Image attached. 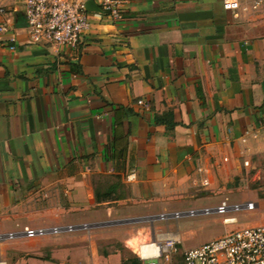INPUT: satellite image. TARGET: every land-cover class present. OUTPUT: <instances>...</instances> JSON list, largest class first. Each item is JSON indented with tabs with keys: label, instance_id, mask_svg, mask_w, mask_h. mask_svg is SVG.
Masks as SVG:
<instances>
[{
	"label": "crops",
	"instance_id": "0c3cea01",
	"mask_svg": "<svg viewBox=\"0 0 264 264\" xmlns=\"http://www.w3.org/2000/svg\"><path fill=\"white\" fill-rule=\"evenodd\" d=\"M0 10L16 46L0 33V233L158 219L215 169L264 152V11L131 0L119 20L91 16L75 47L57 48L29 39L21 0ZM167 111L171 130L154 120ZM68 232L4 239L0 264L6 243L41 255Z\"/></svg>",
	"mask_w": 264,
	"mask_h": 264
},
{
	"label": "built area",
	"instance_id": "2783aa9c",
	"mask_svg": "<svg viewBox=\"0 0 264 264\" xmlns=\"http://www.w3.org/2000/svg\"><path fill=\"white\" fill-rule=\"evenodd\" d=\"M87 1L21 0L29 39L33 43L47 42L57 48L75 47L81 36L90 29L91 16L107 17L112 21H117L131 2V0H93L100 11H88L85 9ZM222 6L234 17H247L264 11V0H222ZM0 14H3L2 10ZM0 33L10 34L7 40L9 48L15 50V37L10 33L6 19H0ZM137 103L147 105L143 100H138ZM241 141L245 142V138L243 137ZM243 164L247 166L249 160L244 159ZM208 183L207 179H202L200 185L206 186ZM253 207L254 203L249 201L234 204L222 201L215 207L161 213L158 219L165 222L169 219L177 221L184 215L208 212L226 214L251 210ZM235 221V216L223 217V222L226 224H233ZM74 229L73 225L65 227L23 226L18 231L0 233V241L19 237L35 238ZM181 242L179 231L165 230L137 244L135 255L139 259V264H176L174 255L178 253ZM180 261L181 264H264V224L239 227L198 246L186 248L181 253Z\"/></svg>",
	"mask_w": 264,
	"mask_h": 264
},
{
	"label": "rangeland",
	"instance_id": "374dc122",
	"mask_svg": "<svg viewBox=\"0 0 264 264\" xmlns=\"http://www.w3.org/2000/svg\"><path fill=\"white\" fill-rule=\"evenodd\" d=\"M247 159L249 160L247 166H244L240 159L238 171L227 165L219 170L215 169L214 174L209 176V183L204 186L205 189L196 188L181 192L167 207L169 210L177 211L215 207L222 201L230 204L249 201L254 203L251 210L226 214L197 213L181 216L177 221L149 219L73 230L64 235L61 244L53 247L52 250L46 248L41 255L18 254L14 251L18 246L16 243H6L2 245V251H7V264H90L92 262L135 264L132 260L136 256L137 244L148 240L150 224H155L157 233L163 232L164 226L170 231H179L182 242L174 259L176 264H181V253L186 248L198 246L239 227L264 224V152L248 156ZM114 207L115 214L112 217H117L120 215L116 213L118 207L122 208L124 205ZM224 216H235L236 221L233 224H226L223 222ZM65 217L70 218L69 221L72 219V222L73 220L77 222V219L70 215L66 214ZM94 219L95 216L88 212L84 221Z\"/></svg>",
	"mask_w": 264,
	"mask_h": 264
},
{
	"label": "trees",
	"instance_id": "16d2710c",
	"mask_svg": "<svg viewBox=\"0 0 264 264\" xmlns=\"http://www.w3.org/2000/svg\"><path fill=\"white\" fill-rule=\"evenodd\" d=\"M154 120H155L156 123H163V124H165L166 129H168V130L173 129L174 126H175V124H176L173 121V117H172V112L171 111H167L164 114H162L161 116L156 115ZM110 192H111V190H108L106 192V194H109ZM96 199H98V200L100 199V197H99V195L97 193H96ZM132 262H134L135 264H139L138 257L135 256V258L132 260ZM128 263H126V264H128Z\"/></svg>",
	"mask_w": 264,
	"mask_h": 264
},
{
	"label": "water",
	"instance_id": "95a60500",
	"mask_svg": "<svg viewBox=\"0 0 264 264\" xmlns=\"http://www.w3.org/2000/svg\"><path fill=\"white\" fill-rule=\"evenodd\" d=\"M85 9L88 11H100L99 7L93 2V0H88L86 2Z\"/></svg>",
	"mask_w": 264,
	"mask_h": 264
}]
</instances>
